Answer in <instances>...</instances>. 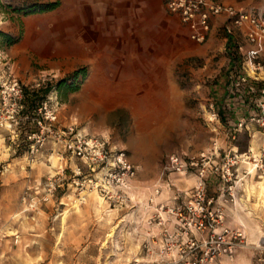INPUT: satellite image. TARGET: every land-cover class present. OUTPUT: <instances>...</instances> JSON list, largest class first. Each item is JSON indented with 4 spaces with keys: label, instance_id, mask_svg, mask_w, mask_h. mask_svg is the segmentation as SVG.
<instances>
[{
    "label": "rangeland",
    "instance_id": "1",
    "mask_svg": "<svg viewBox=\"0 0 264 264\" xmlns=\"http://www.w3.org/2000/svg\"><path fill=\"white\" fill-rule=\"evenodd\" d=\"M233 1L264 9V0ZM49 3L56 6L47 9ZM3 57L15 63L22 86L50 78L47 93L57 97L59 124L75 122L124 149L144 187L150 181L166 187L169 180L192 188L193 174L164 170L172 153L193 155L217 139L220 157L231 149L240 157L249 149L256 154L255 145L264 142V125L250 121L264 105V39L232 38L220 25L196 43L165 0H0V67ZM211 104L218 122L210 121ZM239 120L241 130L224 138L220 128ZM61 154L49 141L31 163L26 148L15 147L0 127V264H135L139 208H105L96 194L79 203L66 185L42 201L47 178L65 166ZM236 167L244 200L236 213L246 227L241 251L249 264H264V197L246 195L264 178L244 161ZM27 187L31 204L22 199ZM216 188V182L208 186ZM143 193L131 197L139 202Z\"/></svg>",
    "mask_w": 264,
    "mask_h": 264
},
{
    "label": "built area",
    "instance_id": "2",
    "mask_svg": "<svg viewBox=\"0 0 264 264\" xmlns=\"http://www.w3.org/2000/svg\"><path fill=\"white\" fill-rule=\"evenodd\" d=\"M165 8L186 29L190 40L206 41L212 19L224 16V31L232 38L241 37L248 43L264 39V9L228 4L224 0H165ZM0 69V127L8 132L15 147L26 148L27 159L35 157L47 142L60 148L64 168L47 178L42 201H47L64 185L71 187L76 201L82 203L88 194L96 193L105 202L140 210L134 232L139 240L140 253L135 264H213L220 257L232 258L246 243L242 228H231L225 223V206L234 203L237 187V164L244 161L260 178H264V143L256 154L221 155V146L215 139L211 146L199 153L168 155L164 170L179 175L194 176L191 189H180L169 180L166 187L155 181L148 190L146 202H135L133 180L138 167L128 158L124 149L111 146L108 139L80 130L75 122L59 124V106L56 96L45 94L34 106L26 101V91L42 90L50 78L41 76L30 86H22L11 64L3 57ZM242 83L248 79L241 77ZM248 88L251 87L248 85ZM264 94V89L261 90ZM213 104H211V108ZM250 121L264 125V105ZM219 120L218 111L211 109L210 121ZM244 121L234 126L231 138L241 130ZM264 129V128H262ZM65 155V157H63ZM244 159H242V158ZM71 161L67 166V161ZM73 160V161H72ZM74 160H78L75 162ZM66 169L70 172L67 175ZM214 180L219 194L208 192L209 181ZM175 189L171 200H158L165 191ZM22 199L34 198L27 187ZM141 207V208H140Z\"/></svg>",
    "mask_w": 264,
    "mask_h": 264
},
{
    "label": "crops",
    "instance_id": "3",
    "mask_svg": "<svg viewBox=\"0 0 264 264\" xmlns=\"http://www.w3.org/2000/svg\"><path fill=\"white\" fill-rule=\"evenodd\" d=\"M226 3H228V4H235L236 2H234L233 0H224ZM224 22H225V17L224 16H216V17H214L213 19H212V26H211V31H210V33H209V35H208V37H207V39L212 35L213 36V33H215V30H216V28L217 27H219L220 25H224ZM187 32V31H186ZM206 39V40H207ZM25 43V45H26V42H24ZM28 46H26V49H28L27 48ZM245 48L247 49V48H249V45H246L245 46ZM11 56V55H10ZM11 58H12V56H11ZM11 67H12V69L15 71V74L17 75V70H16V68H15V63L13 62L12 64H11ZM0 69H2V67H0ZM237 119V118H236ZM234 121V120H233ZM231 126H232V128H227V130H226V128H220V129H222L221 130V134H222V136L224 137V138H227V136L228 135H231L232 134V131H233V129H234V126L236 125V123H231L230 124ZM250 142H252V140L250 141ZM262 143H264V142H262V139H261V141H260V143H257L256 145H255V147H257L256 148V150H257V152H258V150H259V148L261 147V145H262ZM232 150V149H231ZM45 152H48V150H47V148L44 150ZM256 152V153H257ZM151 180V179H150ZM154 183V181H150L149 182V184H148V186H146V187H144V185H141V183L139 184H136V181L135 180H133V184H134V190H135V192H138V193H140L141 194V191L142 192H144L143 194V198H142V200H139V201H141V204L143 205L145 202H146V200H147V198H148V196H149V194H150V189L148 190V187H150L152 184ZM194 183V182H193ZM214 183H215V181L212 179V180H210L209 181V187L210 186H214ZM146 185V184H145ZM179 187V186H178ZM180 189H181V187H180ZM182 190H183V188H182ZM208 192H209V194H212V195H217V194H219V192H218V190H217V188L216 189H213V190H208ZM165 195H161L159 198H157L158 200H163V199H166V200H171L172 199V197L175 195V193H176V191H175V189L173 188V189H171V190H166L165 191ZM246 195H249V196H251V195H255L256 197H257V195L259 196V197H264V193H262V194H257V192H254V191H251L250 190V192L248 193V191H246ZM91 194H94V193H91ZM97 195V194H96ZM235 195H236V199H235V201H234V203H228V204H226V206H225V212H226V221H225V223H226V225L228 226V227H231V228H242L243 230H244V232L246 233V227H245V224H244V222H243V220L237 215V211L239 210V208L240 207H242L243 205H244V200L243 199H241L240 197H239V189H236V191H235ZM262 195V196H261ZM98 197H100L99 195H98ZM101 198V197H100ZM102 199V198H101ZM103 200V199H102ZM243 202V203H242ZM261 202H264V201H261ZM262 205V204H261ZM103 206L106 208V206H109V204L107 203V202H105L104 200H103ZM141 208V207H140ZM236 219V221H237V223H239V224H233L232 222H231V219ZM238 218H239V220H238ZM252 236H254L255 235V231L254 230H252ZM248 239H253L254 240V237H250V238H247V240ZM242 249L241 248H239V249H237L236 250V252H235V254H234V256L232 257V258H228V257H226V256H222V257H220L215 263H213V264H249L250 263V260H249V258H248V256H247V253H244V252H242L241 251ZM138 254L140 253V250H138V252H137Z\"/></svg>",
    "mask_w": 264,
    "mask_h": 264
},
{
    "label": "trees",
    "instance_id": "4",
    "mask_svg": "<svg viewBox=\"0 0 264 264\" xmlns=\"http://www.w3.org/2000/svg\"><path fill=\"white\" fill-rule=\"evenodd\" d=\"M56 6L55 3H49L47 5V9H53L54 7ZM62 85V84H60ZM48 88L47 87L46 89H42V90H32V91H26L25 95H26V99H28V97H32L34 96V100L33 101H27L26 103L29 105V106H34V104L39 101L45 94H47L48 92ZM26 101V100H25Z\"/></svg>",
    "mask_w": 264,
    "mask_h": 264
},
{
    "label": "bare ground",
    "instance_id": "5",
    "mask_svg": "<svg viewBox=\"0 0 264 264\" xmlns=\"http://www.w3.org/2000/svg\"><path fill=\"white\" fill-rule=\"evenodd\" d=\"M125 54V53H124ZM255 190V189H254ZM248 191V193L250 192V189H248L247 190ZM254 192H257V193H259V194H262V193H264V181H261V182H258V189L257 190H255ZM94 194H96V193H94ZM247 194V193H246ZM258 196V195H257ZM262 196V195H261ZM261 198V197H260ZM97 201H98V204L99 205H101V198L99 199V198H97ZM258 201H259V199H258ZM257 201V202H258ZM260 202V201H259ZM259 202H258V204H259ZM97 204V203H96ZM97 206V207H100V206ZM78 206V205H77ZM259 206V205H258ZM102 211V210H101ZM100 211V212H101ZM104 211H105V209H104ZM104 213V212H103ZM102 217V216H101ZM106 218H107V216H106ZM107 220V219H106ZM113 229H115V227H112ZM111 234H108V236H110Z\"/></svg>",
    "mask_w": 264,
    "mask_h": 264
}]
</instances>
